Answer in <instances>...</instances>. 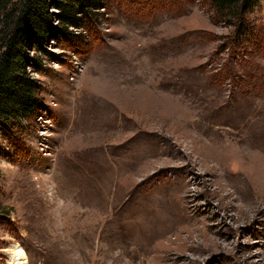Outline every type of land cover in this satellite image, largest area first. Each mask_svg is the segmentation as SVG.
Listing matches in <instances>:
<instances>
[{
	"label": "rangeland",
	"instance_id": "374dc122",
	"mask_svg": "<svg viewBox=\"0 0 264 264\" xmlns=\"http://www.w3.org/2000/svg\"><path fill=\"white\" fill-rule=\"evenodd\" d=\"M101 14L28 51L44 109L0 138V264H264V2L239 54L206 1Z\"/></svg>",
	"mask_w": 264,
	"mask_h": 264
},
{
	"label": "trees",
	"instance_id": "16d2710c",
	"mask_svg": "<svg viewBox=\"0 0 264 264\" xmlns=\"http://www.w3.org/2000/svg\"><path fill=\"white\" fill-rule=\"evenodd\" d=\"M0 0V138L12 140L17 129L32 121L44 109L40 83L28 72L41 70L38 57L28 51L51 54L50 42L74 43L80 34L71 29L90 31L106 11L109 0ZM201 1V0H192ZM214 10V24L233 27L228 46L238 54L256 46L261 30L250 21V14L264 0H202ZM231 50V49H230ZM252 50V48H251Z\"/></svg>",
	"mask_w": 264,
	"mask_h": 264
},
{
	"label": "bare ground",
	"instance_id": "6f19581e",
	"mask_svg": "<svg viewBox=\"0 0 264 264\" xmlns=\"http://www.w3.org/2000/svg\"><path fill=\"white\" fill-rule=\"evenodd\" d=\"M12 255H13V257L11 259V264H27V262L24 258L25 255L20 248H15Z\"/></svg>",
	"mask_w": 264,
	"mask_h": 264
}]
</instances>
